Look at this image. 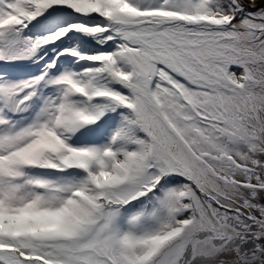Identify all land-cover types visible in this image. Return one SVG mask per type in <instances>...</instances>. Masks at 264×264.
<instances>
[{
  "label": "snow or ice",
  "instance_id": "obj_1",
  "mask_svg": "<svg viewBox=\"0 0 264 264\" xmlns=\"http://www.w3.org/2000/svg\"><path fill=\"white\" fill-rule=\"evenodd\" d=\"M0 264H264V0H0Z\"/></svg>",
  "mask_w": 264,
  "mask_h": 264
}]
</instances>
